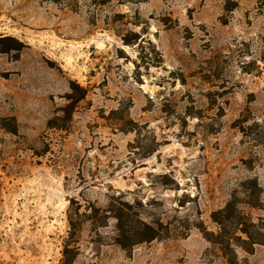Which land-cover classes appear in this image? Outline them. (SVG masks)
<instances>
[{
	"label": "rangeland",
	"instance_id": "obj_1",
	"mask_svg": "<svg viewBox=\"0 0 264 264\" xmlns=\"http://www.w3.org/2000/svg\"><path fill=\"white\" fill-rule=\"evenodd\" d=\"M66 262L264 264L263 0H0V264Z\"/></svg>",
	"mask_w": 264,
	"mask_h": 264
},
{
	"label": "trees",
	"instance_id": "obj_2",
	"mask_svg": "<svg viewBox=\"0 0 264 264\" xmlns=\"http://www.w3.org/2000/svg\"><path fill=\"white\" fill-rule=\"evenodd\" d=\"M250 196L251 194L248 197ZM129 208L130 206L127 204L125 211L119 209L118 212L113 216L115 219V228L117 231L116 243L122 248H126L139 242L150 241L157 237V230L150 225L136 220V215L133 214ZM212 219L219 226L220 232H218L216 235L208 234V236L211 235V237L208 238V241L213 245L218 246L219 251L222 252L224 257L227 255L225 251L230 250L229 242L231 238L227 235L230 234L228 228L231 226H240V231L246 236V239L242 240V242L245 243V245L249 244V249L247 248L248 250H246V248H244L245 252L251 253L250 251L252 249V246L254 244H260L261 242L262 233L259 232L261 228L254 223L246 224V221H244V216H241L238 211H236V209L234 208V203L232 201H229L223 209L214 212L212 214ZM68 225V236L69 240L72 241L75 236L77 224L69 214ZM251 229L254 232H250ZM67 245L68 244H66V246L64 247V254L65 251H67ZM64 264H69V262H66ZM229 264L231 263L229 262Z\"/></svg>",
	"mask_w": 264,
	"mask_h": 264
}]
</instances>
